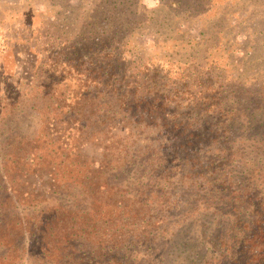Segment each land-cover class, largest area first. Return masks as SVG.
I'll use <instances>...</instances> for the list:
<instances>
[{
	"label": "trees",
	"instance_id": "16d2710c",
	"mask_svg": "<svg viewBox=\"0 0 264 264\" xmlns=\"http://www.w3.org/2000/svg\"><path fill=\"white\" fill-rule=\"evenodd\" d=\"M89 2L70 10L74 35L37 11L13 45L0 35V54L25 45L14 64L29 75L23 101L0 99V264H130L135 250L162 259L168 236L204 209L241 233L222 264H264V189L254 175L236 179L234 112L221 91H174L168 70L132 60L141 0ZM164 7L189 21L188 4Z\"/></svg>",
	"mask_w": 264,
	"mask_h": 264
},
{
	"label": "rangeland",
	"instance_id": "374dc122",
	"mask_svg": "<svg viewBox=\"0 0 264 264\" xmlns=\"http://www.w3.org/2000/svg\"><path fill=\"white\" fill-rule=\"evenodd\" d=\"M180 1L189 5L188 14L184 11L182 16L189 21L181 25L164 7L177 0H141L148 11L147 20L143 18L146 25L131 38L129 54L133 61L155 62L162 70L160 77L168 70L166 79L174 91L180 87L187 91H211L207 88L210 84L215 91H221L225 105L234 112L230 138L235 140L237 155L241 156L236 179L245 182L254 175L249 182L257 192L261 191L264 143L257 141L260 137L264 141V0ZM78 4L79 9L93 7L89 0H0V35L9 37L13 45L17 37L14 32L22 29L23 20L28 23L27 14L31 11L39 13L36 21L45 18L58 33L74 35L72 23L76 25V15L70 10ZM24 48L21 43L0 54V63L5 62V70L0 69V99L6 102H21L22 95L28 93V86H22L21 79L27 81L29 75L22 76L14 64L15 58L25 60ZM24 119L27 129L34 120L28 114ZM18 131L21 132L20 127ZM37 180L33 178L32 182ZM198 213L197 222L184 223L176 228L175 235L168 236L170 247L164 250L162 259L160 250H135L131 251L134 263L130 264H222L230 252L223 248L232 247V237L237 240L241 233L234 230L226 234L232 218L225 219L205 209Z\"/></svg>",
	"mask_w": 264,
	"mask_h": 264
}]
</instances>
